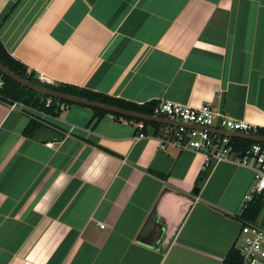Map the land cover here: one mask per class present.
<instances>
[{"label":"crops","instance_id":"1","mask_svg":"<svg viewBox=\"0 0 264 264\" xmlns=\"http://www.w3.org/2000/svg\"><path fill=\"white\" fill-rule=\"evenodd\" d=\"M0 41L55 84L209 104L264 132V0H0ZM93 118L0 102V264H222L253 171L222 162L199 180L203 152Z\"/></svg>","mask_w":264,"mask_h":264},{"label":"built area","instance_id":"2","mask_svg":"<svg viewBox=\"0 0 264 264\" xmlns=\"http://www.w3.org/2000/svg\"><path fill=\"white\" fill-rule=\"evenodd\" d=\"M37 78L46 85L55 84L41 75ZM3 87L4 81L0 75V102L5 103L10 110L37 111L45 114L23 103L6 99L1 94ZM45 107L49 108L50 104L47 102ZM151 116L182 124L178 127L162 126L157 136H153L157 139L162 151L172 147L203 152L206 168L227 162L253 171V187L250 193L245 196L241 213L255 197L259 196L264 204V144L252 143L243 153L237 154L231 145L230 138L207 131L208 128H221L234 133L264 137L258 134L260 130L258 127L217 113L209 104L192 108L161 102L153 108ZM136 129L138 133L134 136V141L150 137L144 133L145 126L142 122L136 124ZM47 147H51V144H47ZM100 227L103 228L102 225ZM232 248L238 252L241 264H264V228L257 221H240L239 231Z\"/></svg>","mask_w":264,"mask_h":264},{"label":"trees","instance_id":"3","mask_svg":"<svg viewBox=\"0 0 264 264\" xmlns=\"http://www.w3.org/2000/svg\"><path fill=\"white\" fill-rule=\"evenodd\" d=\"M0 64H2L4 67L8 68L10 71H12L14 74L17 76L25 79L26 81L33 83L35 85L43 86L46 88H49L51 90L67 94V95H72L76 97H80L82 99H86L89 101L93 102H98V103H103L111 106H115L118 108H122L124 110H130L134 112H138L141 114L145 115H152L153 113V108L157 105L155 102L147 103L144 105H136L133 103H129L126 101H123L121 99H116L113 97H109L107 95H103L100 93H95L92 91L84 90V89H79L77 87L71 86V85H65V84H54V85H46L44 83H41L37 76L33 72H28L27 68L19 63L18 61L14 60L9 56V54L6 52L5 48L3 47L1 41H0ZM0 75H2L0 73ZM3 81H4V87L1 91V94L3 97L10 101H16L23 103L33 109H36L38 111H41L47 115H51L54 117H59L60 113L62 112L63 108L71 106L70 103L64 102V101H59V100H54L48 97H44L41 95H38L37 93L30 91L14 81L10 80L9 78L5 77L2 75ZM50 104L49 108L45 107L46 103ZM93 114L94 118L98 120L100 117L109 115L108 113L96 109H90ZM114 118L118 120H125L133 123H140L142 122L145 126L144 133L148 129H152L153 131V136H157L159 129L162 127L159 124L156 123H150V122H144V121H139V120H134L130 118H125V117H120L118 115H113L111 114ZM38 124L35 123L34 121H30L26 129L24 130L25 136H30ZM258 134L261 136H264V132L259 130ZM231 145L234 148V151L237 154L243 153L252 143L243 141L240 139L236 138H230ZM210 167H208L204 173L199 176V180L205 179L206 175L209 172ZM263 208V203L261 201V198L255 197L250 203L247 204L246 209L242 211V213L239 215V221H256L261 210ZM222 264H241V259L239 257L238 252L231 248L225 259L223 260Z\"/></svg>","mask_w":264,"mask_h":264},{"label":"water","instance_id":"4","mask_svg":"<svg viewBox=\"0 0 264 264\" xmlns=\"http://www.w3.org/2000/svg\"><path fill=\"white\" fill-rule=\"evenodd\" d=\"M0 73L3 76L17 83L18 85L30 91H33L37 93L38 95L48 97L54 100L64 101L72 105H79V106H83L89 109H96V110L104 111L108 114L118 115L120 117L130 118V119L144 121V122L156 123L162 126L178 127L182 125L176 121L156 118L150 115H145V114H141V113L130 111V110H124L122 108H118L115 106L89 101L86 99H82L80 97L63 94V93L51 90L43 86L35 85L17 76L12 71H10L8 68L4 67L2 64H0ZM207 131L209 133H215L217 135L228 137V138H236V139H240V140L251 142V143L264 144V137H260V136L240 134V133L230 132L227 130H216L212 128H208ZM194 192H196V190Z\"/></svg>","mask_w":264,"mask_h":264}]
</instances>
